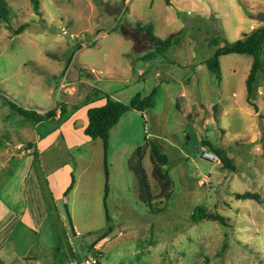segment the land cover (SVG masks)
I'll return each instance as SVG.
<instances>
[{
	"label": "rangeland",
	"instance_id": "obj_1",
	"mask_svg": "<svg viewBox=\"0 0 264 264\" xmlns=\"http://www.w3.org/2000/svg\"><path fill=\"white\" fill-rule=\"evenodd\" d=\"M35 1L5 0L0 21V264L93 256L96 264H264V204L233 196L264 200V76L254 112L245 100L250 56L221 57L219 85L203 65L216 40L232 43L264 24V0ZM178 32L163 57L139 59L153 48L151 36ZM154 88V107L123 115L105 152L100 139L83 136L86 108L107 98L128 104ZM7 101L55 118L32 125ZM149 143L168 159L165 201ZM206 145L224 151L231 169L203 160ZM138 146L160 214L141 203L128 168ZM197 206L226 226L191 223Z\"/></svg>",
	"mask_w": 264,
	"mask_h": 264
},
{
	"label": "trees",
	"instance_id": "obj_2",
	"mask_svg": "<svg viewBox=\"0 0 264 264\" xmlns=\"http://www.w3.org/2000/svg\"><path fill=\"white\" fill-rule=\"evenodd\" d=\"M34 3V8L37 7V2L32 0ZM8 16V6L5 0H0V21H5ZM141 31L145 32V29H141ZM21 32V29L19 30ZM178 33L169 34L165 39H158L151 36L150 40L153 44V48L142 55L139 59L141 61L147 62L148 60H152L154 58L163 57L164 53L168 52L175 45V40L178 36ZM215 46L217 47L212 55L207 58L203 65L207 69V71L213 76L216 84H220L221 82V69L219 59L223 56L236 54V55H246L250 56L251 66L248 72V75L245 79V91H246V103L249 105L254 112L257 111V107L254 104L256 90L258 87L259 80L262 76H264V24L260 25L256 28H253L248 32L247 35L243 36L241 39L236 40L235 42L228 43L222 40L221 44L218 40H216ZM78 46L77 48H79ZM80 49V48H79ZM154 96H155V88L150 92L149 95L142 97L139 94H136L128 104H124L118 101L106 99V102L101 107L88 109L86 112V126L83 129V135L91 140L100 139L103 142L104 152L107 147V139L109 135V131L118 123L120 118L130 111H135L138 113H143L147 110H150L154 107ZM8 108L11 112L18 114L27 122L32 125H37L39 123L44 122L47 119L55 118L56 111H49L46 113H37L35 111H27L25 109L19 108L15 106L13 103L6 102ZM64 107V106H63ZM60 111V115L64 114V108ZM54 120V119H53ZM149 145V146H148ZM146 146V150L149 151V160L151 162V176L153 180L156 182L158 189L160 190V194L165 193L164 198L161 200H167L171 194V184L169 177L166 172L163 171V167L167 165L168 159L162 154L156 144L149 143ZM208 146V145H206ZM143 147H136L133 153V158H136V163L132 164L131 160L129 161V169L135 175L138 184H139V199L141 203L147 204L150 207V211L154 214H160L164 211V208H160L155 210V206H153V200L150 194V188L148 183L147 175L144 169L141 166V160L143 158ZM23 150H26L23 147ZM209 152L213 153L222 163L223 169H231L229 167L230 159L223 151V153L215 150L214 147L208 146ZM146 152V151H145ZM145 154V153H144ZM105 167V165H104ZM108 175L105 169V186H104V197H103V206L105 209V199L108 193ZM74 184V180L71 176V183L69 187L64 192V195L72 188ZM234 198L237 200H252L258 204H264V200L257 193H243V194H234ZM68 216V213H67ZM69 218V216H68ZM204 221L216 222L222 226H226L225 219L216 212H213L207 209L206 206H197L194 208L190 222L193 224L201 223ZM95 257V256H93ZM96 258V257H95Z\"/></svg>",
	"mask_w": 264,
	"mask_h": 264
},
{
	"label": "built area",
	"instance_id": "obj_3",
	"mask_svg": "<svg viewBox=\"0 0 264 264\" xmlns=\"http://www.w3.org/2000/svg\"><path fill=\"white\" fill-rule=\"evenodd\" d=\"M201 158L208 162L219 164V159L213 153L209 152L208 150L204 149L201 152ZM81 264H96V258L94 257L86 258Z\"/></svg>",
	"mask_w": 264,
	"mask_h": 264
},
{
	"label": "crops",
	"instance_id": "obj_4",
	"mask_svg": "<svg viewBox=\"0 0 264 264\" xmlns=\"http://www.w3.org/2000/svg\"><path fill=\"white\" fill-rule=\"evenodd\" d=\"M247 34H248V33H247ZM247 34H246V35H247ZM140 57H141V56H140ZM140 57H139V58H140ZM176 109H177V107H176ZM86 110H87V108L84 110V113H82L83 115L85 114V116H84V119L81 118L82 121H83V124L79 127V128L81 129L82 133H83V129L85 128L86 123H87V121H86V112H87V111H86ZM193 112H194V111H193ZM194 113H195V112H194ZM199 116H200V113L196 112V113H195V119H196V122H197ZM72 126H73V125H72ZM83 136H84V135H83ZM2 210H3L4 213L7 214V212H8L7 210H5V209H3V208H2ZM41 217H44V216L41 215ZM48 217H49V216H45V217H44V220H45L46 218H48ZM26 220H27L26 222H27L28 224H29V222H31V220H30V216H29V215L26 217ZM21 221H22V220H21Z\"/></svg>",
	"mask_w": 264,
	"mask_h": 264
}]
</instances>
